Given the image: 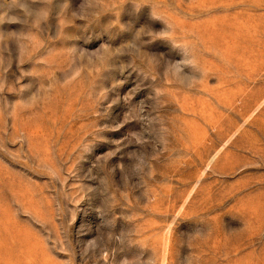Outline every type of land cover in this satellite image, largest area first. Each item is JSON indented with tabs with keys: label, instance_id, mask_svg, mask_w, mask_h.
Returning a JSON list of instances; mask_svg holds the SVG:
<instances>
[{
	"label": "rangeland",
	"instance_id": "374dc122",
	"mask_svg": "<svg viewBox=\"0 0 264 264\" xmlns=\"http://www.w3.org/2000/svg\"><path fill=\"white\" fill-rule=\"evenodd\" d=\"M0 264H264V0H0Z\"/></svg>",
	"mask_w": 264,
	"mask_h": 264
}]
</instances>
